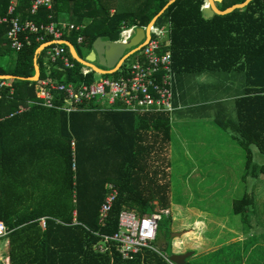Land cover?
Instances as JSON below:
<instances>
[{
  "label": "trees",
  "instance_id": "obj_1",
  "mask_svg": "<svg viewBox=\"0 0 264 264\" xmlns=\"http://www.w3.org/2000/svg\"><path fill=\"white\" fill-rule=\"evenodd\" d=\"M34 1L19 0L15 16L37 24L49 23L51 16L55 22L63 18L86 25L82 32L66 37L81 56L80 48L90 51L97 38L117 42L123 27H147L170 0H52L51 10L40 7L31 14ZM245 1L223 0L217 7L224 11ZM205 2L177 0L161 16V26H171L175 69L245 74L243 96L235 100L237 120L219 124L231 127L237 135L251 168L252 147L264 155V0H254L245 9L211 19L203 17ZM11 5L12 0H0V15H6ZM7 31V26H0V58L10 46ZM80 36L81 45L77 43ZM50 41L52 38L47 37L44 42ZM40 46L34 41L20 52L9 48L16 55L13 67H0V76L33 77ZM46 53L47 49L37 60L41 79L46 71ZM71 61L72 69L62 70L61 62L51 65L50 74L55 72L52 77L54 74V79L67 82L93 79L92 74L83 79V67ZM13 85L14 97L0 102V222L9 232L4 238L9 242V264H153L152 255L143 258L139 254L132 261H124L115 250L112 255L100 254L94 246L101 240L99 235L118 231L122 211L144 215L156 208H170L166 171L170 167L166 155H161L172 140L170 114L67 115L31 106L5 119L36 99V83L14 80ZM258 171L264 174V165ZM108 184L116 186L118 197L102 227L99 210ZM251 204V198L244 196L235 201L234 213L245 216ZM42 219L45 229L40 224ZM180 246L176 243L177 248ZM156 264L165 262L157 260Z\"/></svg>",
  "mask_w": 264,
  "mask_h": 264
},
{
  "label": "rangeland",
  "instance_id": "obj_2",
  "mask_svg": "<svg viewBox=\"0 0 264 264\" xmlns=\"http://www.w3.org/2000/svg\"><path fill=\"white\" fill-rule=\"evenodd\" d=\"M88 53L80 48L82 58ZM134 61L131 55L124 66ZM196 76L183 83L187 77L178 76L185 89L184 109L172 115L171 158L170 145L161 154L170 167L171 206L159 222L154 251L145 253L155 257L153 264H171L167 259L172 255L188 253L192 255L185 264H264V174L258 171L264 155H255L248 168L237 135L219 124L237 120L235 100L243 96L245 74ZM246 195L252 204L245 216L236 215L234 203ZM7 243L0 239V264H9Z\"/></svg>",
  "mask_w": 264,
  "mask_h": 264
},
{
  "label": "built area",
  "instance_id": "obj_3",
  "mask_svg": "<svg viewBox=\"0 0 264 264\" xmlns=\"http://www.w3.org/2000/svg\"><path fill=\"white\" fill-rule=\"evenodd\" d=\"M52 0H35L31 14H36L40 7L51 10ZM208 6L207 0L202 11ZM49 23L37 24L33 21H21L15 16V8L11 5L6 15H0V26H7L6 38L10 48L15 52L22 51L34 41L41 45L47 37L55 44L47 47L46 70L51 71V65L62 63V70L72 69L66 37L72 33H80L85 25L60 24L52 20ZM145 28V27H144ZM137 27H123L119 42L128 43L135 35ZM168 30L164 26L154 25L151 28V39L133 56L135 61L130 66L124 63L112 75H100L91 69L82 68L81 75L86 79L79 82L58 81L50 76L39 79L36 99L28 101L26 106L9 115L12 118L31 108L39 106L63 112L67 115L83 112H129L167 113L171 114L173 107V60L166 41ZM34 37V40H33ZM77 43H83L79 37ZM99 76L100 78H97ZM13 80H0V102L14 97ZM75 147V143H72ZM107 195L99 210V224L106 225L109 214L118 197L115 185L108 184ZM167 210H154L139 215L135 211L124 210L119 216V229L113 235H99L101 240L94 246L100 254L112 255L114 250L124 261L134 260L142 251H154L153 243L157 240L158 226L162 215ZM41 227L46 228L45 219L40 221ZM8 229L0 222V239L8 235ZM171 264L170 258L167 259Z\"/></svg>",
  "mask_w": 264,
  "mask_h": 264
},
{
  "label": "water",
  "instance_id": "obj_4",
  "mask_svg": "<svg viewBox=\"0 0 264 264\" xmlns=\"http://www.w3.org/2000/svg\"><path fill=\"white\" fill-rule=\"evenodd\" d=\"M176 1L177 0H170L169 3L164 7V9L151 21V23L147 27L137 28L135 31V35L128 43L119 41L109 42L103 40L102 38H97L92 45L91 52L85 59H82L78 55V52L72 43L64 42V44L69 48L72 59L79 63L81 66L89 67L93 71L101 75H112L119 69V67H121V65L126 59H128V57L139 51L149 42V40L151 39V28L154 25H162L163 19L161 18V16ZM252 1L254 0H246L242 4L233 5L222 11L217 7V5L221 4L223 0H207L208 6L205 7L202 11L203 17L205 19H211L215 15H228L235 10L245 9ZM52 44L55 43L49 42L41 45L37 49L36 57L34 60L35 75L33 77L29 79H23L13 76H0V80H26L33 83L38 82L40 79V68L37 64V58L45 48L51 46ZM191 255L192 253H188L186 255H172L170 257V261L174 264H185V260Z\"/></svg>",
  "mask_w": 264,
  "mask_h": 264
},
{
  "label": "crops",
  "instance_id": "obj_5",
  "mask_svg": "<svg viewBox=\"0 0 264 264\" xmlns=\"http://www.w3.org/2000/svg\"><path fill=\"white\" fill-rule=\"evenodd\" d=\"M206 3V2H205ZM12 5L14 6V8L16 9V8H18V5H19V0H12ZM203 14V13H202ZM18 16H19V14H18ZM18 16H16V17H18ZM19 19L21 18V17H18ZM57 23H60V24H73V23H69V22H67L66 21V19H61V18H59L58 19V22ZM165 28H167V30H168V33H167V37H166V41H167V43L169 44V46H168V49L167 50H169L170 51V53H171V55H172V52H171V47H172V38H171V26H170V24H166L165 26H164ZM70 42V41H69ZM71 43V42H70ZM8 44H9V42H8ZM67 46V45H66ZM9 48H10V46H9ZM7 49V51H8V53L6 54V56L5 57H1L0 58V67H2V68H4L5 70H10V69H12V67H13V63H14V59H15V57H16V55L13 53V52H10V49ZM46 49V48H45ZM44 49V50H45ZM69 49V48H68ZM43 50V51H44ZM92 50V49H91ZM91 50L89 51V52H91ZM42 51V52H43ZM41 52V53H42ZM69 54H70V51H69ZM79 55V54H78ZM88 55H89V53H88ZM70 56H71V54H70ZM80 56V55H79ZM39 57V56H38ZM81 57V56H80ZM71 58H72V56H71ZM82 58V57H81ZM82 59H85V58H82ZM37 60H38V58H37ZM172 60H173V58H172ZM38 64V63H37ZM35 67V66H34ZM83 68H87V69H91V68H89V67H85V66H82ZM92 70V69H91ZM93 71V70H92ZM173 71H174V76H173V107H174V110H173V112L170 114V117H171V125H172V115L175 113V112H182L183 111V96H184V94H185V89H183L182 88V86H180L179 87V85H178V76H181V79H183V78H186L187 77V79H184V80H182L181 82L183 83V82H185V81H188V78H189V76L190 75H198V76H196L197 78H199V79H203L204 77H206L207 75H208V73H210V72H203V73H201V74H199V73H187V72H182L179 68H174V61H173ZM45 73H44V77L43 78H46V77H48V76H50L51 78H53L54 79V74H53V77H52V73H55L54 71L51 73V74H48L47 73V70L46 71H44ZM95 72V71H94ZM97 73V72H96ZM99 74V73H98ZM188 74V75H187ZM35 75V74H34ZM101 75V74H100ZM103 76H105V75H103ZM93 77H94V75H93ZM40 78H41V70H40ZM13 82H14V80H13ZM5 117H7V116H5ZM3 119V118H2ZM5 119H7V118H5ZM45 126V124L43 123V127ZM172 130H171V137H172V140H171V143H170V151H169V158H171V153H172V144H173V139H174V134H173V128H171ZM44 136V130H43V132L42 133H40V137L42 138ZM260 153H259V151L256 149V148H254V151H253V157L255 156V155H259ZM263 163H264V158H263ZM262 165H264V164H262ZM260 166H261V164H260ZM171 187V186H170ZM252 200V199H251ZM156 204V203H155ZM171 206V205H170ZM168 211V210H167ZM235 235H237V234H235ZM3 239V238H2ZM235 239H232V241H234ZM8 245H9V242L7 243ZM147 251H149V250H144V251H142L140 254H142V257L144 258V257H146V256H148V254H146L145 252H147ZM152 252V251H151ZM186 255V254H185ZM190 257V256H189ZM188 257V258H189ZM187 258V259H188ZM186 259V260H187ZM186 263V262H185Z\"/></svg>",
  "mask_w": 264,
  "mask_h": 264
}]
</instances>
